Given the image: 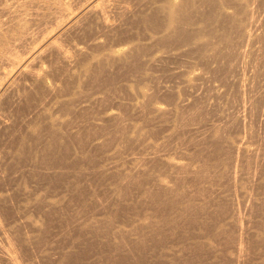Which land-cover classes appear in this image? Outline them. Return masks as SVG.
I'll return each instance as SVG.
<instances>
[{
  "label": "rangeland",
  "instance_id": "374dc122",
  "mask_svg": "<svg viewBox=\"0 0 264 264\" xmlns=\"http://www.w3.org/2000/svg\"><path fill=\"white\" fill-rule=\"evenodd\" d=\"M56 1L86 3L0 0L1 49L50 31ZM177 1H105L112 26L84 15L59 38L71 60L47 51L1 100L19 264H264V0L197 2L189 44L165 39Z\"/></svg>",
  "mask_w": 264,
  "mask_h": 264
},
{
  "label": "bare ground",
  "instance_id": "6f19581e",
  "mask_svg": "<svg viewBox=\"0 0 264 264\" xmlns=\"http://www.w3.org/2000/svg\"><path fill=\"white\" fill-rule=\"evenodd\" d=\"M102 1L99 2V0H86L85 4H79V5H74L72 7L70 6H64L61 3L59 4L57 1L56 3V13L54 18H53V28L50 31L47 32H40L38 33V36H30L31 39H35V43L33 45L30 46H24L22 53H18L15 50L8 48V46L4 49H1V45H0V102L2 99L5 98V96L9 93H7L8 91H14L16 89V87L20 84L17 85L19 77H30L32 80H41L42 77H44V73L42 72V70H40L39 68H37V62H40V59L43 58L45 56V53L47 54V51H52L54 50V52H56V54L63 60V61H70L72 58V55L69 53V51H67V49H64L61 46V43H59V38L60 36L64 33H66L67 31H69L71 28L75 27L76 25L79 26V24L81 21H83V19L81 17H83L84 15L88 16L87 14H91V15H98V17L100 16L102 18V22L105 26H112V22L108 20V18L105 17V11H106V4L105 1L108 2V0H100ZM104 1V2H103ZM209 1H214V0H179L176 3H174V5H168L167 6V11H166V25H168L170 27V32H169V27L165 28L168 30V33H170V35L172 36V38H170L169 34H167L168 36H165V39H172L175 40L176 42H181L184 44L185 41H189L190 38L192 37V33L188 32V30H190V28L188 29V25H190L193 21V16L195 15V12L198 9V3L197 2H204L207 3ZM113 2V1H112ZM108 4V3H107ZM177 4V5H176ZM19 4H17L18 6ZM16 6V9H18ZM22 6V5H19ZM18 6V7H19ZM109 6V5H108ZM107 6V7H108ZM8 9L6 11V13L8 14L9 9L11 11V5L7 6ZM6 7V8H7ZM12 7H14L12 5ZM5 8V7H3ZM20 8V7H19ZM23 8V6L21 7ZM199 8H201L199 6ZM15 9V8H13ZM12 9V10H13ZM6 10V9H5ZM5 10H3L5 12ZM54 10V9H53ZM15 11V10H14ZM12 11V12H14ZM20 11V10H19ZM35 11V10H34ZM205 11V10H204ZM211 11V10H210ZM11 12V13H12ZM16 12V11H15ZM9 13V14H11ZM34 13V12H33ZM37 12H35L36 14ZM200 14V12H198ZM205 13V12H204ZM207 13V12H206ZM213 13V12H212ZM212 13H208L207 15L205 14V20L208 19H212L213 18V14ZM33 15V14H32ZM53 15V14H51ZM202 15V14H201ZM197 16V15H196ZM52 17V16H51ZM85 17V16H84ZM153 17V16H152ZM49 18V17H48ZM199 17H197L198 19ZM202 18V17H201ZM199 18V19H201ZM79 19L81 21H79ZM87 19V18H86ZM203 19V18H202ZM223 19V18H222ZM213 20V19H212ZM79 21V22H78ZM195 21V20H194ZM201 21V20H200ZM224 21V20H222ZM208 22V21H207ZM220 23H222L220 21ZM82 24V23H80ZM163 24V26H164ZM193 24V23H192ZM81 26V25H80ZM77 27V28H80ZM1 27V26H0ZM187 27V28H186ZM203 27V26H202ZM164 28V29H165ZM193 28V27H191ZM199 28V27H198ZM201 29V27L199 28ZM3 30V29H1ZM6 30V29H5ZM74 30V28L72 29ZM78 30V29H77ZM196 30V29H195ZM203 30V29H202ZM201 30V31H202ZM71 31V30H70ZM165 31V30H164ZM191 31V30H190ZM206 31V29H205ZM4 32V30H3ZM73 32V31H72ZM196 32V31H195ZM2 32H0L1 34ZM25 33V32H24ZM69 33V32H68ZM190 33V34H189ZM200 33V32H199ZM202 33V32H201ZM200 33V34H201ZM5 34V33H4ZM20 34V33H19ZM22 34V32H21ZM29 34V33H28ZM165 34V32H164ZM205 34H207L205 32ZM204 34V35H205ZM2 35V34H1ZM25 35V34H24ZM30 35V34H29ZM28 35V36H29ZM32 35V34H31ZM69 35V34H68ZM67 35V36H68ZM195 35V34H194ZM208 35V34H207ZM3 36V35H2ZM66 36V35H65ZM202 36V35H201ZM206 36V35H205ZM250 36V35H249ZM248 36V37H249ZM1 37V36H0ZM4 39L6 38L5 35L3 36ZM2 37V38H3ZM21 37V36H20ZM19 37V39H20ZM62 37V36H61ZM196 37V35L194 36ZM192 37V38H194ZM199 37V36H198ZM208 37V36H206ZM23 38V37H22ZM28 38V37H26ZM30 39V38H29ZM96 39V38H95ZM209 39V38H208ZM207 39V40H208ZM6 40V39H5ZM61 40V38H60ZM177 40V41H176ZM202 40V39H201ZM249 40V39H248ZM63 41V40H62ZM171 40H169L170 42ZM193 41V39H192ZM204 41V40H203ZM61 42V41H60ZM168 42V41H167ZM172 42V41H171ZM194 42V41H193ZM197 42V41H196ZM200 42V41H199ZM208 42V41H206ZM248 41H246L247 44ZM165 43V42H164ZM204 43V42H203ZM203 43L201 45H203ZM1 44V43H0ZM3 44V43H2ZM166 44V43H165ZM168 44V43H167ZM174 44V43H173ZM178 44V43H177ZM181 44V43H180ZM178 44V45H180ZM189 44V42H188ZM172 45V44H171ZM169 45V46H171ZM176 45V44H175ZM198 45V44H197ZM5 46V44H4ZM165 46V45H164ZM183 46V45H182ZM205 46V45H203ZM202 46V47H203ZM247 46V45H246ZM3 47V45H2ZM168 47V45H167ZM177 47V46H176ZM201 47V48H202ZM173 48V47H172ZM175 48V46H174ZM195 48V47H194ZM178 49V47H177ZM205 49V48H204ZM166 50V49H165ZM168 50V49H167ZM191 50V49H190ZM200 50V49H199ZM202 50V49H201ZM206 50V49H205ZM169 51V50H168ZM183 51V50H182ZM186 51V49H185ZM53 52V53H54ZM200 52V51H199ZM202 52V51H201ZM219 54L220 51H217ZM51 53V52H49ZM183 53V52H182ZM185 53V52H184ZM172 54V53H170ZM174 54V53H173ZM173 54L171 56H173ZM244 54V53H243ZM166 55V54H165ZM168 55V53H167ZM175 55V54H174ZM204 55V54H203ZM179 56V54L177 55ZM181 56V54H180ZM174 57V56H173ZM180 58V57H179ZM204 57H202L203 59ZM207 60V59H205ZM243 60V59H242ZM208 61V60H207ZM209 62V61H208ZM207 62V63H208ZM206 64V63H205ZM37 65V66H36ZM217 74V70H212L210 72V74H208V76L212 75H216ZM44 75V76H43ZM216 77V76H215ZM210 78V77H209ZM208 78V79H209ZM207 79V80H208ZM209 81V80H208ZM20 88V86H19ZM19 88L17 87V89L19 90ZM16 89V90H17ZM15 90V91H16ZM11 95V94H10ZM16 95V94H15ZM197 102V101H196ZM201 103V102H200ZM200 103H195L196 108H198L200 106ZM194 104V103H193ZM242 104V103H241ZM240 104V109L241 110H245V107L243 104ZM194 106V105H193ZM247 110V109H246ZM190 131L194 132V133H198L200 132L198 129L199 127L196 126H190ZM240 142L236 144L234 150L236 149V151H238L241 147V144L239 146ZM236 156V155H235ZM234 156V159H235ZM237 161V160H236ZM235 164V163H234ZM153 225V224H152ZM154 228V225L152 226ZM150 228V227H149ZM152 229V228H151ZM0 233L2 235V242H0V256L2 258H4L9 264H19V261L17 260V257L15 255L14 252V247L8 237V235L6 234L5 230L2 228V226L0 225ZM241 242L240 240L237 241V249L238 251H240L241 249ZM238 256V255H237Z\"/></svg>",
  "mask_w": 264,
  "mask_h": 264
}]
</instances>
